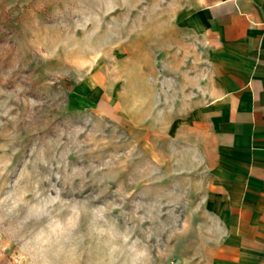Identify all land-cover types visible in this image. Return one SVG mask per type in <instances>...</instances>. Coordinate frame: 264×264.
<instances>
[{"label": "rangeland", "instance_id": "374dc122", "mask_svg": "<svg viewBox=\"0 0 264 264\" xmlns=\"http://www.w3.org/2000/svg\"><path fill=\"white\" fill-rule=\"evenodd\" d=\"M191 3L145 0L127 17L126 30L113 29L118 46L88 55L80 51L82 33L72 35L78 19L72 0H0V91L6 93L0 104L18 114L25 145L35 142V156L24 159L29 168L33 160L42 168L39 162L53 156L72 165L78 154L94 159L118 178L122 200L157 194L125 204L127 214L136 212L139 219L160 202L185 201L186 235L161 238L158 264H263L264 249H224L233 239L213 214L220 207L210 198L211 175L190 123L195 85L201 75V84L206 82L208 65L199 39L184 25ZM112 16L117 25L126 18L121 10ZM24 157L21 151L13 166ZM182 165L192 178L175 175ZM173 184L177 190L169 192ZM189 189L200 195H189ZM27 262L14 237L0 234V264Z\"/></svg>", "mask_w": 264, "mask_h": 264}, {"label": "clouds", "instance_id": "9594fccd", "mask_svg": "<svg viewBox=\"0 0 264 264\" xmlns=\"http://www.w3.org/2000/svg\"><path fill=\"white\" fill-rule=\"evenodd\" d=\"M72 2L78 6L72 35L82 33L80 51L88 55L104 54L118 46L127 17L145 4V0H111L110 7L106 0ZM117 10L126 17L119 25L112 16ZM14 111L7 102L0 104V129L10 126L7 133H0V234L9 232L25 249L27 264H158L163 255L161 238L167 234L170 241L186 235L181 219L183 199L160 202L142 219L136 212L128 215L126 203L134 206L156 199L157 194L146 192L122 200L118 178L83 154H78L75 165L53 156L39 162L42 168L36 167L35 160L29 168L24 159L29 153L35 156V142L25 145ZM21 151L25 157L14 167ZM175 175L190 179L193 173L182 165L175 168ZM176 190L175 184L168 188L169 192ZM188 193L200 195L194 189Z\"/></svg>", "mask_w": 264, "mask_h": 264}, {"label": "crops", "instance_id": "0c3cea01", "mask_svg": "<svg viewBox=\"0 0 264 264\" xmlns=\"http://www.w3.org/2000/svg\"><path fill=\"white\" fill-rule=\"evenodd\" d=\"M186 14L208 64L190 123L213 214L233 239L224 249L255 252L264 249V0H193Z\"/></svg>", "mask_w": 264, "mask_h": 264}]
</instances>
